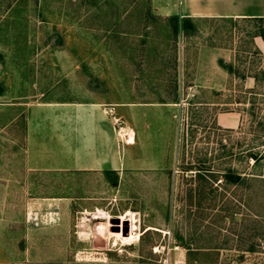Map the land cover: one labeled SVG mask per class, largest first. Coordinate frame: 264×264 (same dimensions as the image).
<instances>
[{"label":"rangeland","instance_id":"rangeland-1","mask_svg":"<svg viewBox=\"0 0 264 264\" xmlns=\"http://www.w3.org/2000/svg\"><path fill=\"white\" fill-rule=\"evenodd\" d=\"M0 264H264V17L0 0Z\"/></svg>","mask_w":264,"mask_h":264},{"label":"crops","instance_id":"crops-1","mask_svg":"<svg viewBox=\"0 0 264 264\" xmlns=\"http://www.w3.org/2000/svg\"><path fill=\"white\" fill-rule=\"evenodd\" d=\"M183 17H220L254 19L264 17V2L258 0H178ZM239 121V118L238 120ZM238 123V122H237ZM134 131L133 129H130ZM135 133V131H134ZM126 143V142H125ZM136 143V133H135ZM127 144V143H126ZM128 145V144H127ZM76 165L82 169V156H77Z\"/></svg>","mask_w":264,"mask_h":264},{"label":"bare ground","instance_id":"bare-ground-1","mask_svg":"<svg viewBox=\"0 0 264 264\" xmlns=\"http://www.w3.org/2000/svg\"><path fill=\"white\" fill-rule=\"evenodd\" d=\"M121 137L125 140V142L128 144V145H134L135 144V133L134 131L132 130H124L122 131L121 133ZM87 217H89L90 215L87 214L85 215ZM92 218L94 219H102V218H111L110 216H108L105 212L101 211V210H98L97 212H95L93 215H92ZM119 220H121V228H122V231L121 232H118V233H114V232H111L110 235L114 238H116L117 240H121L124 244H130L132 243L135 239H137V234L135 233V230L137 229V217H136V214L132 211H128L126 213L125 216H122L121 218H119ZM130 222V226H131V231L128 233V234H125L123 232V229H124V225L123 223H129ZM110 227L111 226H114L113 224H111V222L109 223Z\"/></svg>","mask_w":264,"mask_h":264},{"label":"trees","instance_id":"trees-1","mask_svg":"<svg viewBox=\"0 0 264 264\" xmlns=\"http://www.w3.org/2000/svg\"><path fill=\"white\" fill-rule=\"evenodd\" d=\"M202 171L199 170L196 174L201 177L202 176ZM107 175H109V172L107 171L106 172ZM226 175V178L228 181H231L233 183H238V182H241L243 179L241 178L240 175H237V174H232V173H227L225 174ZM114 185L117 184V178L113 181Z\"/></svg>","mask_w":264,"mask_h":264}]
</instances>
